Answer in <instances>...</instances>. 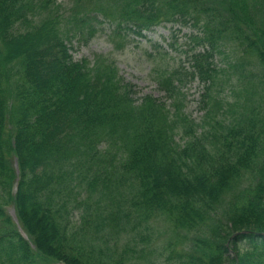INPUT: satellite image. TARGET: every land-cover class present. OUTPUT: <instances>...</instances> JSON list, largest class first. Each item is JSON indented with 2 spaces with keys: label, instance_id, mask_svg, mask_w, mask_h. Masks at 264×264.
I'll return each instance as SVG.
<instances>
[{
  "label": "trees",
  "instance_id": "1",
  "mask_svg": "<svg viewBox=\"0 0 264 264\" xmlns=\"http://www.w3.org/2000/svg\"><path fill=\"white\" fill-rule=\"evenodd\" d=\"M74 1L81 28L102 17L117 34L201 32L191 67L157 76L166 102L137 100L115 61L74 60L62 14L43 15L56 0H0V264H155L158 220L170 227L168 264H264L258 86L247 77L227 123L213 117L210 92L227 41L264 73V0ZM232 67L245 70L244 58ZM191 79L209 84L201 123L184 109Z\"/></svg>",
  "mask_w": 264,
  "mask_h": 264
},
{
  "label": "rangeland",
  "instance_id": "2",
  "mask_svg": "<svg viewBox=\"0 0 264 264\" xmlns=\"http://www.w3.org/2000/svg\"><path fill=\"white\" fill-rule=\"evenodd\" d=\"M92 3L95 4L94 0ZM74 5V0H56L55 5L43 14L44 16L62 14L61 29L71 38L70 52L74 60L86 58L93 61L97 56L113 60L116 62L120 74L135 85L138 92L135 99L138 100L147 94H152L166 102L164 93L159 90L156 84V78L160 73L175 65L183 66L186 69L191 67L186 52L191 54L195 49V41L191 39V36L200 33L201 29L198 30L192 24L188 26L162 24L146 32V36L138 37L131 32L113 33V26L102 17H100V20H103L102 24L91 21V26L81 28L82 25L77 24V17L72 16ZM242 57L245 62V70H242V67L233 68L235 62L242 60ZM214 64L220 71L216 75V80L213 81L210 92L213 95V104L218 103L221 108L220 110L217 107L213 108V117L216 116L227 123L238 115L239 111L236 108V111L225 109L229 103L232 104L236 100L239 104H244L247 97V92L245 93L244 90L248 89L247 77L251 83L258 86V88H253L255 95L252 103L258 105V109H264V85L262 84L264 73L260 70L255 57H244L234 42L227 41L221 51L214 53ZM243 74L244 76H242ZM12 79L16 82L18 77L13 76ZM206 85L198 79H191L183 89L185 112L196 123L203 121L210 107L211 102L206 97L209 84ZM222 109L224 110L222 111ZM178 138L180 139V137ZM7 212L17 222L14 207L9 206ZM151 232L156 240L154 247L161 251L158 252L159 257L155 264H168L165 260L168 252L163 248L167 242V235L171 234L169 225L158 220L151 226ZM21 233L26 237L23 231ZM232 256L234 255L232 254ZM48 264H56V262Z\"/></svg>",
  "mask_w": 264,
  "mask_h": 264
}]
</instances>
